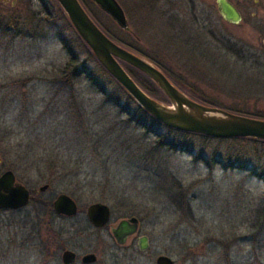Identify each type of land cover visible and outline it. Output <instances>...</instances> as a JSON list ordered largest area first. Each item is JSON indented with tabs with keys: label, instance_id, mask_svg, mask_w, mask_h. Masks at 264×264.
Instances as JSON below:
<instances>
[{
	"label": "rangeland",
	"instance_id": "rangeland-1",
	"mask_svg": "<svg viewBox=\"0 0 264 264\" xmlns=\"http://www.w3.org/2000/svg\"><path fill=\"white\" fill-rule=\"evenodd\" d=\"M116 1L131 36L80 0L95 23L165 68L193 99L264 120V0H229L242 15L237 25L220 17L215 0ZM0 23L16 28L0 31V175L10 170L32 194L25 209L0 211V264H23L5 236L20 239L33 227L34 250L21 253L29 264H60L62 248L95 254L98 264H155L161 255L173 264H264V142L180 133L145 118L56 0H0ZM240 48L247 55L238 57ZM122 66L168 105L144 76ZM200 155L231 166L208 168ZM61 193L77 203L75 218L49 216ZM96 203L111 213L101 231L86 222ZM129 218L148 238L143 254L111 238L110 226Z\"/></svg>",
	"mask_w": 264,
	"mask_h": 264
},
{
	"label": "water",
	"instance_id": "water-1",
	"mask_svg": "<svg viewBox=\"0 0 264 264\" xmlns=\"http://www.w3.org/2000/svg\"><path fill=\"white\" fill-rule=\"evenodd\" d=\"M122 30H128L123 9L116 0H91ZM70 25L89 48L99 64L127 92L135 103L154 120L166 128L215 139L245 138L264 142V121L236 115L197 103L180 92L154 65L111 40L92 20L79 0H56ZM217 11L228 24L237 25L242 20L239 10L229 0H215ZM264 46V41H262ZM122 64L133 67L149 78L166 97L168 105L158 102L142 90L128 75ZM47 189L44 186L40 189ZM29 191L16 182L14 174L6 171L0 176V210L19 209L27 206ZM56 215L73 218L78 213L75 200L64 193L53 201ZM88 222L94 228L104 227L110 218V210L104 204H91L86 209ZM138 229V220H121L111 228V234L119 246L126 244ZM147 238L139 240V248H147ZM75 258L72 251L62 254V262L70 264ZM96 261L95 254L83 256V264ZM156 264H173L164 255L158 256Z\"/></svg>",
	"mask_w": 264,
	"mask_h": 264
},
{
	"label": "flooded vegetation",
	"instance_id": "flooded-vegetation-1",
	"mask_svg": "<svg viewBox=\"0 0 264 264\" xmlns=\"http://www.w3.org/2000/svg\"><path fill=\"white\" fill-rule=\"evenodd\" d=\"M255 2H257V1H255ZM118 3V2H117ZM237 8V7H236ZM240 12V11H239ZM221 17V16H220ZM112 22H114L111 18H109ZM115 23V22H114ZM97 24V23H96ZM116 24V23H115ZM98 25V24H97ZM117 25V24H116ZM128 25V24H127ZM98 27L106 34L107 32L105 31V30H103L102 29V27H100L99 25H98ZM120 29V28H119ZM120 31H121V33H124V34H126V35H132V32H131V30H130V28H129V26H128V30H122V29H120ZM156 67V66H155ZM159 71H161L162 72V74L180 91V92H182L184 95H186L188 98H190L191 100H193V101H195V102H197V103H200V104H202V105H205V106H208V107H213V106H211V105H207V104H205V103H202V102H200V101H198V100H195V99H193L191 96H189L187 93H185L184 91H182L179 87H177L172 81H171V79H170V77L166 74V72H165V68H162V67H159V66H157L156 67ZM140 73V72H139ZM142 76H144L149 82H151L156 88H157V90L160 92V94H162L163 95V93L160 91V89L149 79V78H147L145 75H143L142 73H140ZM164 96V95H163ZM165 97V96H164ZM215 108H218V107H215ZM218 109H221V108H218ZM222 110H224V109H222ZM224 111H227V110H224ZM227 112H229V113H232V114H236V115H239V113H233V112H231V111H227ZM241 116H244V115H241ZM245 117H248V116H245ZM249 118H253V117H249ZM253 119H256V118H253ZM260 120V119H259ZM264 121V120H263ZM211 139H215V138H211ZM169 144H167L166 146H168ZM173 147V146H172ZM170 148V147H169ZM175 149H177V148H175ZM201 157L199 158L202 162H209V163H211V165L210 166H208V168L209 167H212L213 166V169L214 170H216V169H218L219 171H221V172H224V173H226V172H228V169H229V167L231 166L230 164H229V161L227 160V159H225V158H218V157H216V156H214L213 157V159L212 160H210V161H207L205 158H203L202 156L203 155H200ZM6 171H10V170H6ZM6 171H4L3 173H5ZM2 175V174H1ZM0 175V176H1ZM14 177H15V175H14ZM15 180H16V182H18V180L16 179V177H15ZM18 183H20V182H18ZM21 184V183H20ZM24 186V185H23ZM25 187V186H24ZM26 188V187H25ZM27 189V188H26ZM28 190V189H27ZM29 191V190H28ZM29 193H30V195H29V201H28V204L30 203V201H31V199H32V194H31V192L29 191ZM55 200V199H54ZM27 204V205H28ZM27 206H25V207H22V208H19V209H3V210H0V211H5V210H7V211H9V212H18V211H20V210H23V209H25ZM51 212H52V214L51 215H49L50 217L51 216H54L55 218H57V219H60L61 221H63V220H69V219H73V218H75V217H73V218H66V217H63V216H59V215H56L55 213H54V211H53V203H51ZM78 214V213H77ZM76 214V215H77ZM110 218H111V213H110ZM110 218H109V221H108V223L104 226V227H102V228H94V227H92L91 226V224L88 222V220H87V217H86V222L88 223V225L91 227V228H93L94 230H96V231H101V230H103L106 226H108V224H109V222H110ZM130 219V218H129ZM49 220H50V218H49ZM122 220H128V219H122ZM137 220H138V218H137ZM120 222V221H119ZM118 222V223H119ZM3 223H6V224H8L7 222H5V218L3 219ZM117 223V224H118ZM46 224H49V223H47L46 222ZM117 224H115V225H112V226H110V228H109V231H110V234H111V228L112 227H115ZM9 224H8V228H9ZM139 227H140V222H139V220H138V229H137V232L134 234V235H132L131 237H129L128 238V240H127V242H126V244L125 245H123V246H119L116 242H115V240H114V238L112 237V234H111V238H112V240L114 241V243H115V245L118 247V248H127V247H131V248H135L136 250H137V252L138 253H141V254H143V253H145L146 252V250L148 249V246H149V244H148V238H147V248L144 250V251H142V250H140V248H139V240H140V238H142V237H145V236H138L137 234H138V231H139ZM36 233H37V230H36V227H33V228H29L28 229V232L26 233V234H24L23 235V237L22 238H20V239H17L18 238V234H16V235H13V234H11V233H8V234H6V236H5V242L7 243V247H9V246H13L14 248H15V250L13 249V253H15L16 254V260L17 261H22V263L23 264H29L30 263V260L28 259L27 261L26 260H24V257L21 255V253L22 252H29V253H31L33 250H34V247H33V245H34V241H35V235H36ZM51 247V246H50ZM60 251H61V255H60V264H64L63 262H62V254L65 252V251H71V250H68V249H59ZM49 252H50V250H49ZM73 252V251H72ZM74 254H75V258H74V260L70 263V264H83L82 263V258H83V256H85V255H87V254H90V253H85V254H83V255H81L80 257H78L77 256V254L75 253V252H73ZM96 256V255H95ZM23 257V258H22ZM46 259H50V261L51 260H53V257L51 256V255H48V257L46 258ZM157 259V258H156ZM156 259H155V264H156ZM99 262H98V259H97V256H96V261L95 262H93V263H91V264H98Z\"/></svg>",
	"mask_w": 264,
	"mask_h": 264
},
{
	"label": "trees",
	"instance_id": "trees-1",
	"mask_svg": "<svg viewBox=\"0 0 264 264\" xmlns=\"http://www.w3.org/2000/svg\"><path fill=\"white\" fill-rule=\"evenodd\" d=\"M177 1V0H176ZM79 2H80V0H79ZM92 2V1H91ZM81 3V2H80ZM93 3V2H92ZM94 4V3H93ZM81 5H82V3H81ZM83 6V5H82ZM97 7V6H96ZM84 8V7H83ZM191 8L193 9L194 8V5H191ZM85 9V8H84ZM191 9V10H192ZM86 10V9H85ZM89 14V13H88ZM65 15V14H64ZM69 22V21H68ZM190 26V25H189ZM188 25H186V26H184V28H183V26H182V28L183 29H185V30H187V28L189 27ZM13 29V31H16V28L14 27V26H12L11 24H8V23H6V24H1L0 23V31H2L3 33H8L10 30H12ZM184 30V31H185ZM20 32V31H19ZM17 35V34H16ZM19 35V34H18ZM106 35L111 39V40H113L115 43H117L118 45H120L121 47H123V48H125L126 50H128V51H130V52H132L131 50V46L129 45V44H126L125 42H122V40H120V39H116V38H114V37H112L110 34H108V33H106ZM82 41V40H81ZM83 42V41H82ZM85 45V44H84ZM86 46V45H85ZM239 46H241V45H239ZM87 47V46H86ZM242 47V46H241ZM88 48V47H87ZM89 49V48H88ZM91 52V51H90ZM247 52H245L244 51V49L243 48H240L239 49V51L237 52V55H238V57H239V55L241 56H244V55H247L246 54ZM93 55V54H92ZM94 56V55H93ZM96 59V58H95ZM98 62V61H97ZM99 63V62H98ZM100 65V64H99ZM122 65H125V66H127V67H129V68H132L133 70H136V69H134L133 67H131V66H128V65H126V64H122ZM101 66V65H100ZM101 68L105 71V73L106 74H108L107 72H106V70L101 66ZM137 71V70H136ZM137 72H139V71H137ZM109 75V74H108ZM110 76V75H109ZM111 77V76H110ZM112 78V77H111ZM113 79V78H112ZM114 80V79H113ZM115 81V80H114ZM116 82V81H115ZM117 83V82H116ZM117 85H118V87L120 88V91H121V93L123 94V95H126L131 101H133L134 103H135V101L127 94V92L117 83ZM103 93V94H106L105 92H104V90H101L100 91V93ZM146 92V91H145ZM147 93V92H146ZM150 97H152L153 99H155L152 95H150L149 93H147ZM155 100H157V99H155ZM165 100L167 101V99H166V97H165ZM158 102H161V103H163L162 101H159V100H157ZM168 103V102H167ZM136 104V103H135ZM137 105V104H136ZM137 107H138V110L140 111V112H142V114H143V116L145 117V118H147V119H149V120H152V122L153 123H157V124H160L159 122H157L156 120H154L151 116H149L146 112H144L138 105H137ZM137 124H139L138 122H137ZM161 125V124H160ZM142 127H145V126H142ZM166 128V127H165ZM167 129H169V128H167ZM176 131V130H175ZM177 132H179V131H177ZM180 133H184V132H180ZM187 134H190V133H187ZM200 136V135H199ZM202 137H205V136H202ZM205 138H210V137H205ZM231 139H237V138H231ZM240 139H242V138H240ZM221 140H228V139H221ZM258 141V140H257ZM50 204V201L49 202H46L45 203V205H47L48 207L50 206L49 204ZM51 208V207H50Z\"/></svg>",
	"mask_w": 264,
	"mask_h": 264
}]
</instances>
